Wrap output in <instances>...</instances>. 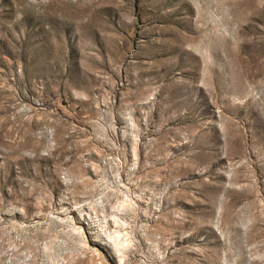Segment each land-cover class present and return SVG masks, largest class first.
<instances>
[{
  "label": "rangeland",
  "instance_id": "obj_1",
  "mask_svg": "<svg viewBox=\"0 0 264 264\" xmlns=\"http://www.w3.org/2000/svg\"><path fill=\"white\" fill-rule=\"evenodd\" d=\"M0 264H264V0H0Z\"/></svg>",
  "mask_w": 264,
  "mask_h": 264
}]
</instances>
